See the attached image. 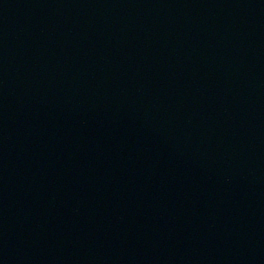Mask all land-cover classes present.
<instances>
[{"label":"water","instance_id":"95a60500","mask_svg":"<svg viewBox=\"0 0 264 264\" xmlns=\"http://www.w3.org/2000/svg\"><path fill=\"white\" fill-rule=\"evenodd\" d=\"M0 264H264V0H0Z\"/></svg>","mask_w":264,"mask_h":264}]
</instances>
